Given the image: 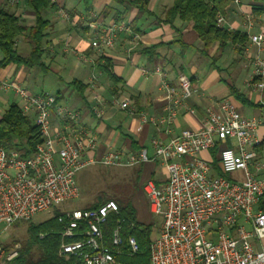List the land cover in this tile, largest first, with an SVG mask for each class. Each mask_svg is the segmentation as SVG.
Returning <instances> with one entry per match:
<instances>
[{
    "label": "built area",
    "instance_id": "1",
    "mask_svg": "<svg viewBox=\"0 0 264 264\" xmlns=\"http://www.w3.org/2000/svg\"><path fill=\"white\" fill-rule=\"evenodd\" d=\"M217 22L221 25L224 18L219 16ZM88 28L94 34V49L113 48L123 34L137 43L142 40L126 21L109 25L94 21ZM245 28L255 49L249 86L263 93L264 35L251 33L250 20ZM143 73L161 77L160 87L168 93L169 104L165 115L154 122L169 128L197 91L184 74L173 88L160 68L144 69ZM91 78L98 81L95 73ZM0 89L16 93L22 114L34 116L41 136L30 156L0 146V225L5 229L78 199V174L91 166L134 168L152 161L163 167L166 182L157 185L148 179L142 187L150 214L162 220L150 245V264H264L261 119L243 116L232 101L223 99L206 107L200 129H184L168 140L155 138L153 157L145 151L126 155L109 149L96 158L89 153L95 149L97 137L83 126L80 111L59 103L54 95L31 94L15 82L0 81ZM99 106L92 109L101 119L104 112ZM119 106L130 110V100L123 99ZM54 116L62 121L61 128L55 127ZM217 147L220 174L212 162L201 157ZM118 212L117 204L108 201L93 209L59 215L58 223L63 226L59 257L65 261L74 258L81 264H122L121 227L114 230L110 245L102 229L108 216ZM127 244L132 255L139 252L135 237H129ZM17 256V251L7 252L0 233V264H14Z\"/></svg>",
    "mask_w": 264,
    "mask_h": 264
},
{
    "label": "crops",
    "instance_id": "2",
    "mask_svg": "<svg viewBox=\"0 0 264 264\" xmlns=\"http://www.w3.org/2000/svg\"><path fill=\"white\" fill-rule=\"evenodd\" d=\"M147 1L148 13L129 1L117 4L113 0H91L87 11L83 0H55L40 13L49 23L43 40L45 69L2 65L4 55L0 51V81L15 82L31 94L54 95L59 103L80 111L83 126L97 137V145L89 153L96 158L109 149L126 155L145 151L153 157L155 138L168 140L184 129H200L206 107L223 99L232 101L243 116L261 119L259 134L264 140V92L249 86L255 49L250 46L245 28L250 20L251 33L264 35V0H232L223 14H218L217 18L222 16L224 22L217 25L231 35L246 36V41L235 43L230 37L226 44L216 42L210 48H205L193 22L179 17L167 21V11L175 0ZM1 9L14 14L27 30L37 24V13L26 0H0ZM94 21L104 25L129 22L142 40L137 43L131 35L123 34L113 48L94 49V34L88 28ZM31 44L29 33L25 32L16 41L18 53L28 57ZM157 68L167 74L171 87L177 88L178 78L184 74L197 91L169 128L165 123L154 122L165 115L169 104L168 93L160 87L161 77L143 73L144 69L152 72ZM94 73L98 76L96 82L91 78ZM123 99L130 100V110L120 108ZM14 104L21 107L16 93L0 89V120ZM97 105L104 112L101 119L93 113L92 108ZM29 118L35 124L34 116ZM53 119L55 127L61 128L62 121L56 116ZM259 155L264 162V142ZM128 169L139 173L137 184L148 179L157 185L166 182V173L156 162ZM133 200L137 210L146 200L139 185ZM138 220L143 222L139 217Z\"/></svg>",
    "mask_w": 264,
    "mask_h": 264
},
{
    "label": "trees",
    "instance_id": "3",
    "mask_svg": "<svg viewBox=\"0 0 264 264\" xmlns=\"http://www.w3.org/2000/svg\"><path fill=\"white\" fill-rule=\"evenodd\" d=\"M52 1L53 0H26L27 5L33 8L37 13L36 26L28 30L20 24L19 19L14 14L5 9L0 10V51L4 55V59L1 62L2 65L16 64L24 67H40L45 69V65L42 61L43 40L46 36L45 32L49 27V23L41 18L40 13L44 8L49 6ZM83 1L87 11L90 10L91 0ZM113 1L117 4H124L129 1L137 6L140 11L148 13L147 0ZM231 1L232 0H175L174 5L167 11L166 19L172 22L173 19L179 17L183 21L193 22L194 29L199 33L205 48H210L216 42L226 44L230 37H232V41L235 43H243L246 41V36L241 37L237 33L231 35L224 29H220L217 25L216 18L218 14H223L225 7ZM25 32L29 33L32 43L31 52L28 57L21 56L16 48L17 39ZM40 142L41 136L38 127L32 122L29 116H24L22 114L19 105H12L0 120V146H4L10 150L15 149L24 156H30L34 153L36 146ZM218 150L219 147L206 152L209 156L204 159L212 162L214 169L220 174L218 170ZM139 180L140 175L138 173L137 181ZM136 192L137 187H134V189L129 192H123L122 197L114 200L118 206L119 212L110 214L106 224L102 227L105 241L108 245H110L114 230L118 226L121 227L123 244L119 261L122 264H150L152 225L138 220V210L133 200ZM105 203L106 202H101L95 204L91 208L82 210L93 209ZM58 216L59 215L37 225L30 226L28 229V239L19 250L18 256L13 261L14 264H81L74 258L65 261L58 255L63 231V226L58 223ZM39 234L44 235L43 239H39ZM131 236L136 238L140 248L139 252L134 255L130 253L127 244V240ZM5 248L7 250L6 246ZM35 248L37 250L34 252Z\"/></svg>",
    "mask_w": 264,
    "mask_h": 264
},
{
    "label": "rangeland",
    "instance_id": "4",
    "mask_svg": "<svg viewBox=\"0 0 264 264\" xmlns=\"http://www.w3.org/2000/svg\"><path fill=\"white\" fill-rule=\"evenodd\" d=\"M203 63L205 64V60ZM137 175L135 170L128 168L91 166L78 174L81 191L78 199L42 212L36 215L32 221H21L6 229L4 225H0L1 241L7 247L8 253L19 252L28 239V229L31 225H37L66 211L91 208L101 202L114 201L116 198L122 197L123 192H129L138 185L143 187L144 182L137 184ZM230 176L233 177V175ZM138 217L143 222L152 225L151 245L158 234L162 220L150 214L146 200H142L138 205ZM43 237V234H39V239H43ZM36 250L35 248L34 252Z\"/></svg>",
    "mask_w": 264,
    "mask_h": 264
}]
</instances>
